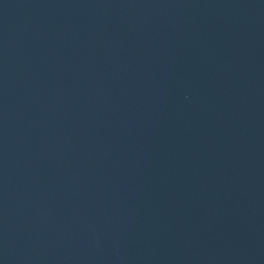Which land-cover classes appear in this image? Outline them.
<instances>
[{"label": "water", "instance_id": "obj_1", "mask_svg": "<svg viewBox=\"0 0 264 264\" xmlns=\"http://www.w3.org/2000/svg\"><path fill=\"white\" fill-rule=\"evenodd\" d=\"M0 264H264V0H0Z\"/></svg>", "mask_w": 264, "mask_h": 264}]
</instances>
